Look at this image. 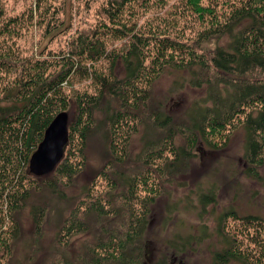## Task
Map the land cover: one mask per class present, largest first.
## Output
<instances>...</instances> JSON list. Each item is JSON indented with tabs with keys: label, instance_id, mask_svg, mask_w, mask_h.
Here are the masks:
<instances>
[{
	"label": "trees",
	"instance_id": "trees-1",
	"mask_svg": "<svg viewBox=\"0 0 264 264\" xmlns=\"http://www.w3.org/2000/svg\"><path fill=\"white\" fill-rule=\"evenodd\" d=\"M182 1L196 21L208 17L210 24L204 31H198L200 37L195 47L180 39L182 36L174 30L179 25L175 23L140 24V10L151 9L155 0H108L102 9V21L87 35L69 41V47L61 56L63 64L59 71H51L53 60L48 57L25 62L0 50L1 70L10 72L22 68L21 77L7 81L0 95V147L4 150L0 153V160L4 161L0 166V264L3 260L10 264L11 241L18 231L13 224L14 211L24 206L34 181H40L31 176L29 169L19 171L18 166L23 158L27 163L30 161L31 153L38 148L54 117L71 106L63 95L64 83L76 76L95 84L94 91L77 92L73 100L74 113L69 128L72 132L81 130L82 146L90 133L101 130L106 148L116 152V146H124L121 141H126L132 130H138L137 121L146 107L148 113L143 120L148 119L147 130L150 127L161 131L157 140L150 141L153 145L148 142L144 146L152 156L147 163L164 158L168 151L164 168L177 172L193 156L192 148L198 142H209L215 129H226L244 115L245 159L250 164L244 172L258 180L264 178L259 170L264 158V0H226L227 8L222 11L218 10L219 0ZM4 16L0 9V37L16 20H6ZM110 40H124L121 50L110 47L113 46ZM205 43L212 46L206 47ZM196 48L204 50L203 53L197 52ZM103 60L109 63L106 73L96 65ZM120 65L123 75L119 73ZM167 66L189 71L191 78L185 84L191 88L205 87L206 90L204 97L193 100L187 107L190 132L185 136L190 143L189 136L196 141L190 149L176 144L178 136L185 133H181L173 115L160 104H148L149 92L143 87L144 83H152L151 74L155 70ZM98 115L102 118L96 122ZM13 144L16 161L13 152L11 157L6 150ZM68 146L69 143L66 149ZM118 151L125 156L122 150ZM170 156L173 159H169ZM83 163V158L71 161L64 155L56 169L42 176V180L54 173L70 178L80 171ZM138 176L123 172L118 175L128 190L124 194L130 198L127 202L131 216L125 237L110 235L109 240H97L98 245L105 248L108 259L116 264L136 263L142 256L141 241L147 228L146 209L152 197L139 201ZM28 178L33 182L26 185ZM118 178L111 180L115 183ZM131 199L135 200L129 204ZM136 202L142 212H138ZM199 202L206 210L207 205L216 203L215 194L201 193ZM94 205L98 206L99 213H107L102 200L94 201ZM232 212L226 211L218 218L217 235L223 238L226 246L214 251L213 264H230L232 261L262 264L237 247L233 238L222 229L227 213ZM31 213L39 222L45 215L41 205H33ZM240 219L246 223L261 220L254 215ZM8 222L12 226L7 227ZM81 226L83 222L71 221L69 226L66 225L68 234ZM201 233L197 237L178 235V239L169 241V247L182 257L194 242L202 243L205 229Z\"/></svg>",
	"mask_w": 264,
	"mask_h": 264
},
{
	"label": "rangeland",
	"instance_id": "rangeland-1",
	"mask_svg": "<svg viewBox=\"0 0 264 264\" xmlns=\"http://www.w3.org/2000/svg\"><path fill=\"white\" fill-rule=\"evenodd\" d=\"M107 1L0 0L5 19H16L0 37V50L25 62L48 57L53 60L51 71H59L63 64L61 56L69 47V41L87 35L102 21V9ZM224 1L217 3L219 11L227 8ZM140 11V24L175 23L179 25L174 30L180 33V39L192 47L200 37L198 31L210 27L208 17L196 21L182 0H155L151 9ZM47 29L51 31L47 32ZM110 41L113 44L110 47L121 50L124 40ZM208 46L212 44L208 43ZM96 65L106 73L109 63L103 60ZM122 68L120 65V75L124 73ZM158 70L151 74L152 83L143 85L149 92L148 104H160L173 115L181 133H185L178 136L176 144L190 149L196 141L189 136L190 143L185 136L190 132L187 107L193 100L204 97L205 87L191 88L185 84L191 78L189 71L172 66ZM21 72V67L10 72L0 69V95L5 83L20 78ZM64 84L63 95L71 103L66 111L73 117L76 93L94 91L95 84L79 76ZM142 110L137 121L138 130H132L128 139L121 141L124 146H116V152L106 148L101 130L90 133L82 146L81 130L72 132L69 128L70 141L65 156L71 161L84 159L80 171L70 178L54 173L42 180L30 172V161L27 163L23 158L19 171L29 169L31 176L40 181H34L24 206L14 211L13 224L18 231L11 241L10 264H116L108 259L105 248L99 246L97 240H109L110 235L125 237L128 232L131 212L127 201L130 198L124 194L128 190L118 178L120 172L128 176L139 175V201L152 197L146 209L147 228L141 241L142 256L131 264H213L214 251L226 246L223 238L217 235L218 218L226 211H234L227 213L226 224L222 227L226 235L252 259H259L264 264V178L258 180L244 172L250 165L245 159L244 115L226 129H215L209 142H198L192 148L193 156L175 172L164 168L168 151L164 158L147 163L152 156L144 146L157 140L161 131L150 127L147 130L148 119H143L148 112L146 107ZM101 118L102 115H98L96 122ZM6 150L13 152L16 161L14 144ZM118 150H122L125 156ZM3 151L0 147V153ZM3 164L4 161L0 160V166ZM259 170L264 176V158ZM111 178H118V181L113 183ZM28 179L26 185L33 182L32 178ZM209 192L215 194L216 203L207 205L204 210L199 196ZM99 200L107 213H99L98 206L94 205V201ZM134 200H129V204ZM33 205L43 206L45 215L40 222L31 213ZM136 208L142 212L139 203ZM248 215L261 220L246 223L240 219ZM73 220L83 222V226L69 235L66 225ZM10 226L12 223L8 222L7 227ZM202 229H205L202 243L194 242L184 256L169 247V241L178 239V235L197 237L202 235ZM230 264L243 263L232 261Z\"/></svg>",
	"mask_w": 264,
	"mask_h": 264
},
{
	"label": "water",
	"instance_id": "water-1",
	"mask_svg": "<svg viewBox=\"0 0 264 264\" xmlns=\"http://www.w3.org/2000/svg\"><path fill=\"white\" fill-rule=\"evenodd\" d=\"M70 113L59 112L45 130L44 138L30 159V172L37 177L52 173L62 161L70 140Z\"/></svg>",
	"mask_w": 264,
	"mask_h": 264
}]
</instances>
